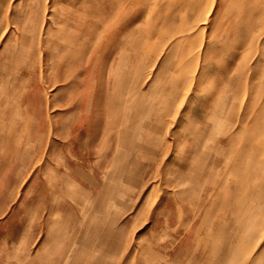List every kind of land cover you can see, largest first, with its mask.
Masks as SVG:
<instances>
[{"label": "rangeland", "instance_id": "rangeland-1", "mask_svg": "<svg viewBox=\"0 0 264 264\" xmlns=\"http://www.w3.org/2000/svg\"><path fill=\"white\" fill-rule=\"evenodd\" d=\"M263 14L264 0H0V88L10 87L7 99L12 98L11 112L20 110L14 104L21 103L24 97L46 95L52 103L48 111L50 122L60 126L62 118L66 117L68 123L73 116L67 112L68 105L73 108L78 99L87 105L91 101L88 92L94 90L95 110L102 115L105 94L100 90L108 86L107 95L113 104L108 111L115 113L114 117L124 110L136 114L137 128L135 125L111 128V132L141 136L139 145L148 146L149 151L139 161L147 168L130 167L127 178L117 173L122 162L125 163L121 158L130 153L123 146L122 149L113 146L116 158L111 159V168H106L110 158L105 154L102 157V152L92 158L102 159L98 178L108 186L104 192L112 199V204L106 207L118 218L117 225L123 232L124 257L114 256L111 262L124 258V264H264V197L258 200L250 197L255 190L264 192ZM73 17L79 23L72 22ZM116 33L119 36L114 40ZM104 48L113 52L109 59L103 57ZM52 54L58 57L50 58L49 62L59 64L60 68L58 71L55 66L50 70L48 67L46 72L48 61L44 59L48 60ZM72 60H80L82 66L72 67ZM101 68L104 71L100 73ZM61 70L65 75L57 80L55 76ZM30 77L33 81L42 78L43 90L25 89L22 85ZM22 80L14 88V81ZM216 95L222 98L226 95L223 101L218 98L224 108ZM23 109L30 117L38 110L41 114L42 107ZM27 115L23 119L32 124L33 138L48 134L42 116L33 125L35 121ZM244 117L248 119L242 125ZM14 128L11 152L20 155L26 143L15 137L24 138L25 133L18 132L23 130L21 126ZM83 130L80 127L76 131L81 141L87 138ZM97 134L96 138L104 142L105 134ZM55 138L71 142L68 136ZM157 144L161 156L159 149L153 150ZM241 147H245L242 158ZM214 148L224 150L217 155ZM7 151L0 150L1 170L16 157ZM225 158L227 162L223 161ZM238 162L243 170L238 169ZM171 170L177 176L172 185ZM14 176L17 177L16 173ZM209 176L215 178V184L218 182L217 197L200 215H195L198 206L211 196V191L204 188L206 183L214 182ZM236 189L241 200L233 192ZM89 191L76 194L86 196ZM167 203L173 204L171 210ZM80 212L81 218L91 212L90 204L81 202ZM7 214L1 221L5 222ZM100 215L93 219L92 225L101 222ZM156 215L159 221H154ZM193 217L199 228L186 233L185 223L189 221L188 225ZM221 225L229 228L225 238L212 235ZM4 227L0 223V236ZM37 232L35 229L30 232L32 241ZM188 241L192 245L184 250ZM199 242L207 245V251ZM203 255L206 262H200ZM7 256L0 264L7 262ZM26 261L20 263L30 264Z\"/></svg>", "mask_w": 264, "mask_h": 264}, {"label": "bare ground", "instance_id": "bare-ground-1", "mask_svg": "<svg viewBox=\"0 0 264 264\" xmlns=\"http://www.w3.org/2000/svg\"><path fill=\"white\" fill-rule=\"evenodd\" d=\"M264 15V14H263ZM207 17V16H206ZM76 18L73 17L72 19V22H76V23H79L78 20H75ZM208 21V20H207ZM46 31L48 29H45ZM41 32V30H40ZM43 32V31H42ZM49 33V32H47ZM44 34H46L44 32ZM50 35V34H48ZM66 37L62 38V39H65ZM45 39V38H44ZM59 39V38H57ZM60 41V40H58ZM81 45V44H80ZM103 47V46H102ZM78 48V52L81 51V48L77 47ZM76 51V46L74 48H72V53ZM102 54H103V57L105 59H109V57H112L113 55V52L111 50V48H104L103 51H102ZM68 56V54H67ZM54 57H58V55H54L52 54V56L48 55V60L44 59V61H48L47 65L45 67V70L46 72L48 71V67H49V70H50V67L52 68L53 66L56 67V69L58 70V68H60L59 64H55V63H52L51 61L49 62V59L51 58L52 60L54 59ZM113 59V58H112ZM51 63V64H50ZM80 60H77V62L75 60H72L71 64L72 67L73 66H76L77 67H81L82 64H80ZM87 63V62H85ZM124 63V62H123ZM50 64V65H49ZM257 65V63L255 64V66ZM41 68V67H40ZM68 69V68H67ZM83 70V69H81ZM91 70H94V65H93V68ZM42 71V70H41ZM41 71H39V74L41 76ZM55 71V70H54ZM59 71V70H58ZM104 71V69H100V73ZM116 73V72H115ZM51 74V73H50ZM53 74V73H52ZM113 74V73H112ZM119 74V73H118ZM48 75V74H47ZM65 75V72L61 70V72H59V74L57 73L56 76L55 75H51L53 78L54 76L56 77V79H60L62 76ZM114 75V74H113ZM117 75V74H115ZM67 76V75H66ZM103 76V75H102ZM112 76V75H110ZM42 77V76H41ZM41 80L40 81H33V79L30 77L28 80L25 81L24 85L22 86H25V89H38V90H43V87H44V82L43 80H45V82L48 81V79H46V76L44 75V78L42 80V78H40ZM55 79V78H54ZM62 79V78H61ZM60 79V80H61ZM117 79V78H116ZM126 79V78H125ZM195 79V77H194ZM199 79V78H198ZM56 80V81H57ZM190 80V79H189ZM193 80V79H192ZM192 80H190L192 82ZM55 81V80H54ZM100 81V80H99ZM125 81V80H124ZM189 81V82H190ZM24 82V80H22L21 82L19 81H14V88L17 87L18 85L22 84ZM106 83V82H105ZM125 83V82H124ZM129 83V82H128ZM52 83H50L51 85ZM59 84V83H58ZM116 85V84H115ZM78 86V85H77ZM87 86V85H86ZM129 86V85H128ZM51 87V86H50ZM79 87V86H78ZM100 87V86H99ZM97 88H98V85H97ZM96 88V90H97ZM109 88L108 86H106V88H103V90H100L101 92H103L105 94V100L103 102V108H104V114H100L98 115L97 114V111L95 110L96 108V105H94V102H93V98L95 97L93 94L96 92L94 90H90V96H89V99L91 101H88V104L87 105H83V101L81 99H78V101H76V104L77 106H75L76 104H73V108H70L72 104H69V108L67 109V112H72L73 116L70 118V121L68 123H66V120H68L66 117L62 118V121H61V125L59 126L56 122H55V125H53L51 122H50V116L48 114V111L49 109L52 108V103L50 102V98L49 97H46V95H41V96H37V95H33V96H27V97H24L21 99V103L19 102V104H14V105H18L20 110L19 111H14V112H11L10 109H11V106H13V103H12V98H8V95L11 93V90H10V87H7V88H0V150H3V149H8L7 153L9 154L11 152V147H12V141L14 140V136H13V131L15 132V128H14V125H18V126H21V128L23 130H18V132H24L25 135H24V138H21L19 137L18 139L15 137V140H20V141H24L25 143L27 142H30L31 138L34 137V132H33V127H32V124L28 121L26 122L24 119H23V116L24 115H27L28 112L27 110L23 109V108H26L28 106H34V105H39L40 107H42V110H41V114L39 112V110L37 111L36 114H31L30 117L29 115H27L28 118H33V120L35 121L34 124H36V122L39 120L40 116H42L43 120H42V123H43V128H46V131L48 132V138H50V136H52L53 134H55L56 137L58 136H68V137H72V139H80V137L77 135L78 132L77 131V128H82L84 129L83 131L85 132V137H87L83 144L82 143H78L74 148H72L70 145H64V146H61L60 149L63 153H66V156H63V155H59V156H54L53 154V151H50V152H47L46 149H41V148H36L34 149V147H28L27 145H25L26 147L24 148V152L21 153L20 155H17L16 151H14V154H11L10 155H15L16 154V157L14 160H10V163L9 165H5L2 170H6V173L5 175H3L2 177L4 178V180L9 177V178H14V173H16L17 170H21L23 167H28V168H31V167H36V166H44L45 168L47 167L48 164H54L55 166H66L68 167L70 170H72L70 173L72 174H67V175H71V176H75L76 180L75 181H78V182H90L91 178L93 177L94 173L99 171V167L100 166H103V162H102V159L99 158L97 160H91V156L92 155H96V157L99 156V154H101L102 152V157L103 155L105 154V157L109 156V160H108V165H106V168H111V159L113 158H116L115 156V153L113 152V149H122L121 146H123L124 148H127V152H130L128 154H130V157L129 155H125V158L128 157L129 161H128V164L126 163V166H130V165H133V166H138L139 168H142V169H145L147 168V165H143V163H141L139 161L140 157L143 155V153H147L149 150H148V146H142V145H139L138 141L142 140L141 136H138V137H134L132 134H127V133H124L123 131H120L119 133H117L115 135V133L111 132V128L114 129V130H118L120 129V127H128L130 128L132 125H135L136 126V123L134 121V118H136V114H130L129 112H125L122 111L121 114L117 117H114V114H112V111H108V109L112 108L113 107V104L112 102L110 101L111 98L109 95ZM124 88V87H123ZM128 88V87H127ZM132 88V87H130ZM134 88V87H133ZM141 88V87H140ZM46 89V88H45ZM113 89V87H112ZM114 89H115V86H114ZM129 89V88H128ZM127 89V90H128ZM87 91V89H86ZM89 91V90H88ZM116 91V90H115ZM123 91V90H122ZM133 91V89H132ZM134 92V91H133ZM132 92V94H133ZM141 92V91H140ZM139 92V93H140ZM71 94L74 93V91L72 90L70 92ZM70 94V95H71ZM140 94L137 96L139 97ZM226 96V95H225ZM225 96H223L224 98L222 97H217L216 95V99H217V102L218 101H221L220 99L218 98H222V101L225 99ZM232 96V95H231ZM185 97V96H184ZM215 97V96H214ZM68 98V97H67ZM227 98V97H226ZM213 99V98H212ZM216 99L214 98L213 100L216 102ZM232 98H230L231 100ZM208 101V100H207ZM221 101V103H222ZM206 102V101H205ZM213 102V101H211ZM226 102V101H224ZM111 103V104H109ZM207 104V102H206ZM220 104V102H219ZM223 106V103L221 104ZM221 105H219L220 107H222ZM225 105V104H224ZM75 106V107H74ZM218 106V105H217ZM224 108V106H223ZM102 112V111H101ZM88 113L89 115L87 117H82L80 116V114H86ZM112 115V116H111ZM215 115V114H214ZM219 116V115H218ZM215 115V117H218ZM246 117V115H245ZM244 117V121L240 122L239 124L242 123V125L244 124V122L246 123V119ZM206 118V117H205ZM193 123L195 120H193ZM208 122V121H207ZM248 122V121H247ZM99 124H102L103 127H98L96 125H99ZM196 124V123H195ZM253 125H256L257 122L253 121L252 123ZM212 125V123H211ZM45 126V127H44ZM197 126V125H196ZM213 126V125H212ZM257 126H259V124H257ZM215 127V126H214ZM260 127V126H259ZM137 128V126H136ZM212 130L213 127H211ZM261 128V127H260ZM75 129V130H74ZM247 129V128H246ZM245 129V130H246ZM262 130V128H261ZM228 131V130H227ZM214 132V131H213ZM230 132V131H229ZM89 133V134H88ZM97 133H104L105 136H106V139H104V142H102L101 140H98L96 144L94 139H96V137L99 135ZM233 133V132H232ZM235 133V132H234ZM16 135V134H15ZM73 135V136H72ZM159 135V134H157ZM237 135H239L237 133ZM250 135V134H249ZM226 136V135H224ZM254 136V135H253ZM253 136H250V137H253ZM222 137V136H220ZM235 136H232L231 138H233ZM240 137V136H239ZM160 138V136L158 137ZM226 138V137H225ZM256 138V137H255ZM54 139V138H53ZM217 139V138H216ZM246 140V138H244ZM247 139H251V138H247ZM253 139V138H252ZM155 140V139H154ZM190 140V139H189ZM242 140V139H241ZM161 141V138L159 140V142ZM191 141V140H190ZM238 141V140H237ZM82 142V141H81ZM226 142V140H225ZM215 143V142H214ZM115 147H113L114 145ZM241 144V142H240ZM46 145V144H45ZM148 145V144H146ZM178 145V143H177ZM216 145H218L216 143ZM215 145V146H216ZM225 146V145H224ZM237 146V144H236ZM55 147V145H54ZM156 147V148H154ZM153 147V150H157L159 148V144L155 145ZM208 147V146H206ZM221 147V146H220ZM219 147V149H220ZM239 148V147H237ZM210 150V148H208ZM213 149V148H211ZM229 149V148H227ZM235 149V148H234ZM233 149V150H234ZM215 150V148H214ZM222 151L224 150L223 148L221 149ZM239 150V149H238ZM241 151L239 152V155H244V151H245V147H241L240 149ZM248 150V149H247ZM81 151H87L86 154L82 155L80 154ZM213 150H211L212 152ZM217 151V152H216ZM222 151H220L222 153ZM70 152V153H68ZM214 152V151H213ZM212 152V153H213ZM216 153L214 154H217V155H220L219 153V150H215ZM219 152V153H218ZM229 152V151H228ZM227 152V153H228ZM233 153V152H232ZM236 153V152H235ZM67 154H70L67 155ZM120 154H121V151H120ZM229 154V153H228ZM231 154V153H230ZM259 154V153H258ZM100 155V156H101ZM159 155L161 156V150L159 151ZM263 155V154H261ZM227 156V155H226ZM229 156V155H228ZM214 157V156H213ZM222 157V156H221ZM225 157V156H224ZM222 157V159L224 158ZM243 156H241L242 158ZM215 158V157H214ZM234 158V157H233ZM104 159V158H103ZM128 159H126L125 161H127ZM221 159V161H222ZM105 160V159H104ZM227 159L225 158V160L223 161H226ZM244 160V158H243ZM222 161V162H223ZM234 161V160H233ZM227 162V161H226ZM241 164L243 165L242 163V159L240 160ZM147 163V162H146ZM145 163V164H146ZM214 163V161H213ZM212 163V164H213ZM236 163V162H235ZM258 163V162H257ZM107 164V163H106ZM223 164V163H222ZM226 164V163H225ZM224 164V165H225ZM259 164V163H258ZM203 165V164H202ZM237 167H239L238 169H240V167H242L239 162L236 164ZM263 165V164H262ZM261 165V166H262ZM205 166V165H204ZM232 166V164H231ZM235 166V165H234ZM244 166V165H243ZM105 167V166H104ZM206 167V166H205ZM211 166H209L210 168ZM219 167V166H217ZM225 167V166H224ZM123 168V166H122ZM234 168V167H233ZM42 169V168H41ZM105 169V168H104ZM205 169V168H204ZM207 169V168H206ZM205 169V170H206ZM211 169V168H210ZM244 168L242 167V170ZM0 170H1V166H0ZM119 172L118 173H121L122 174V177H126L127 178V169H124V170H120L118 169ZM186 171V170H185ZM210 171V170H209ZM214 171L211 169V172ZM220 171V169H219ZM238 171V170H237ZM242 172V171H241ZM258 172V171H257ZM84 173H86L85 175H83ZM214 173H216L214 171ZM256 173V172H255ZM171 176H173L171 178V183L170 185H172V182H174V180H176V171H175V174H174V171L171 170ZM187 175V173H185ZM208 174V172H207ZM213 174V173H212ZM211 174V175H212ZM224 174L226 175V173L224 172ZM223 174V175H224ZM237 174V172L235 173ZM241 174V173H240ZM63 175V174H62ZM210 175V174H209ZM214 175V174H213ZM222 175V176H223ZM233 175V174H232ZM258 175V174H257ZM61 175H57L55 176V180L56 182L60 183V184H64L66 182H69L71 181L70 179L68 178H62L60 177ZM215 176V175H214ZM220 176V175H219ZM234 176V175H233ZM244 176V175H243ZM123 177V178H124ZM211 177V176H209ZM213 177V176H212ZM211 179H214V182H210V183H206L204 185V188L206 191L209 192V190L211 191V196H207L204 200V202L198 206V209L197 211L195 212V215H200V211L206 207H208L210 204H211V201L214 199V197H217L216 194H218V191H217V187L216 185L218 184H215V178H212ZM254 177V176H253ZM257 177V176H256ZM260 177V176H259ZM258 177V178H259ZM2 178V179H3ZM17 178V177H15ZM208 178V175L207 177ZM244 179V177H242ZM241 178V179H242ZM187 179V178H186ZM205 179V176L204 178ZM202 179V180H203ZM222 179V178H221ZM253 179V178H252ZM260 179H262L260 177ZM1 180V179H0ZM54 180V179H53ZM201 180V178H200ZM233 180V179H232ZM257 180V178H256ZM119 180H117L116 182H118ZM121 181V180H120ZM119 181V182H120ZM205 181V180H204ZM213 181V180H211ZM218 181V180H217ZM247 181V180H245ZM122 182V181H121ZM120 182V184H121ZM128 182H130V180H128ZM131 183V182H130ZM220 183V181H219ZM1 184V182H0ZM180 184V183H179ZM232 184V183H231ZM122 185V184H121ZM202 185V186H203ZM256 185V184H255ZM54 186V185H53ZM176 186V185H175ZM178 186V185H177ZM218 186V185H217ZM231 186V185H230ZM115 187V186H114ZM113 187V188H114ZM127 187V185H126ZM190 187V186H189ZM221 187V186H220ZM130 188H128V191H129ZM196 189V188H195ZM198 189V188H197ZM196 189V190H197ZM222 189H225L224 187H222ZM114 190V189H113ZM204 190V191H205ZM226 190H228V188H226ZM230 190V189H229ZM120 191V190H119ZM127 191V192H128ZM222 191V190H220ZM224 191V190H223ZM112 192V191H111ZM115 192V191H114ZM233 192H236L237 193V197L239 200H241V196L240 194L237 192V189L236 191L233 190ZM248 192V191H247ZM253 192V191H252ZM123 193H126V191H123ZM221 193V192H220ZM248 194V193H247ZM122 195V194H121ZM120 195V197H122ZM236 195V194H235ZM245 195V194H244ZM249 195V194H248ZM118 196V198H120ZM187 197V196H186ZM185 197V198H186ZM252 197L253 199L255 200H258V199H262L264 197V192H261V190H255L252 195L250 196ZM110 199V198H109ZM122 199V198H120ZM38 200V199H37ZM185 200V199H184ZM237 200V202L239 201ZM49 201L46 200L45 202H40V201H34V204L35 205H39V206H46V209L50 211L54 210L53 208V205H47L46 203H48ZM92 200L89 198L88 199V203H91ZM106 203V202H105ZM167 207L169 210H171V205H173L172 203H167ZM229 205V204H228ZM108 212V208L106 207V205L103 206ZM228 207V206H226ZM100 209V207L98 208V210ZM179 210V209H177ZM56 212V210H55ZM57 213H63V210H61V212H57ZM160 216V215H159ZM264 218V216H263ZM262 218V219H263ZM197 219V218H196ZM154 221H159V217L158 215H156V217L154 218ZM192 221V222H191ZM190 221V223L187 225L186 224V227L184 229V231L186 230V233L187 231H195L199 228V226H195L194 224V217L193 219ZM197 221V220H196ZM178 225V224H177ZM184 225V224H182ZM183 227V226H182ZM88 231L87 233H89V237H86V234H81L80 236V240L78 242V244H76V246H78L77 248V254H80L81 256L78 257V258H75L73 260L70 261V264H75L77 262H79L80 264H108V253H114L116 248H113V250L109 247V245L111 244H114L116 245L117 242L119 241L120 239V230L119 228L117 227L115 229L114 225L113 224H110L108 226V231L106 232L101 230L99 231L98 228L96 226L94 227H90V228H87ZM177 229V228H176ZM228 227H225V226H220L218 228H216V230H214V232L212 233L213 236H218L219 238H225L228 236ZM177 233L178 231L176 230L175 231V234H174V237L176 238L177 237ZM61 234V233H60ZM64 235V234H62ZM62 237V236H61ZM65 238V236H63ZM61 240V239H60ZM63 242V241H62ZM57 243V242H56ZM202 243V246L204 245V247H206L205 251H207L208 247L207 245L204 243V242H199V244ZM64 244V243H63ZM88 244L92 247V252H96L98 253V256L97 257H93V259H90V256L86 257L87 255V252L89 250V247H88ZM62 245V244H61ZM72 241L70 240L68 242V247H71L70 249H72ZM191 242L188 241L187 244H185L183 246V249L184 250H187V248H190L191 246ZM61 247V246H60ZM63 247V245H62ZM194 248V247H192ZM159 250V249H158ZM175 251V250H174ZM183 251V250H181ZM14 251H12V255L10 253V256L12 257H9V255L7 256V262L6 264H9L10 262L13 263V262H20L22 260H24V255L23 256H16L14 255ZM89 259V260H88ZM195 259V258H194ZM12 260V261H10ZM88 260V261H87ZM204 261L206 262V259H205V256L203 255L201 258H200V262L201 261Z\"/></svg>", "mask_w": 264, "mask_h": 264}, {"label": "crops", "instance_id": "crops-1", "mask_svg": "<svg viewBox=\"0 0 264 264\" xmlns=\"http://www.w3.org/2000/svg\"><path fill=\"white\" fill-rule=\"evenodd\" d=\"M68 139L71 140L68 145L74 148L78 143L83 144L86 138L82 142L80 139H72V137H68ZM96 140H102V138H96ZM96 140L94 139V144L97 143ZM67 142V138L59 139L55 138V136L48 138V135L44 134L40 138H33L32 142H27L26 145L33 147L32 145L35 144L36 146H40L41 149H46L47 152L53 151L54 156H66V153H63L60 147L64 145L68 146ZM86 152L81 151V156L86 154ZM67 155L70 156V154ZM93 156H91V160H93ZM126 159L128 157L121 158V161H125ZM128 161L129 159L125 163L122 162L121 171L122 169H127L126 172L130 173L128 168H139L133 165L126 166ZM48 169L50 170L48 171ZM71 171L65 165L55 166L54 164H48L46 168L44 166L23 167L21 170L16 171L17 178L7 177L5 180L2 176L6 174L4 173L6 170L0 171V223L5 226L4 233L0 236V262L3 257L6 258L7 254L9 257H12L10 253L12 255V251H14V255L16 256L24 255V260H27L26 263L30 264H70L71 260L81 256L76 253L78 248L76 244H78L81 234H86V237H89L87 228L96 226L99 231L106 230V232L110 224H113L115 229L119 228L117 225L118 218L113 217L103 207L104 205L112 204V199H109L105 195L104 191L108 189V186L99 180V171L94 173L88 183L75 181L74 175H67L72 174L70 173ZM34 173L35 175H33ZM57 175H61L60 177L68 178L71 181L60 184L54 178ZM73 185H77L78 187L74 189ZM88 189L90 191L86 196H79V193L76 194L77 191L82 190L84 192ZM101 194L103 195L100 196ZM89 198L92 200L89 203L91 212L85 216L82 215L81 218V202L88 203ZM46 200L49 201L46 204L53 205L54 210L49 212L45 205L39 206L34 204V201L45 202ZM99 207L100 209L98 210ZM61 210H63V213H57L61 212ZM98 213L102 215V220L99 224L92 225L93 219H98ZM6 214L7 219H5V222L4 220L1 221L2 218L6 217ZM33 229L35 231L38 230V232L32 241L29 234ZM122 237L123 232L120 230V239L117 244L109 245L112 250L113 248H116V250L114 253H108V264H124V258L117 263L111 262L114 256L122 255L124 257L121 245ZM70 240L73 243L72 249L68 247ZM88 247L89 250L85 259L89 256L90 259L97 257L98 253L92 252L93 249L89 244ZM40 253H47V255H40ZM20 262H17V264ZM13 263L16 264V262ZM75 264L80 263L77 262Z\"/></svg>", "mask_w": 264, "mask_h": 264}, {"label": "snow or ice", "instance_id": "snow-or-ice-1", "mask_svg": "<svg viewBox=\"0 0 264 264\" xmlns=\"http://www.w3.org/2000/svg\"><path fill=\"white\" fill-rule=\"evenodd\" d=\"M118 36H119V33H116L115 36L113 37V39L115 40L116 38H118Z\"/></svg>", "mask_w": 264, "mask_h": 264}]
</instances>
